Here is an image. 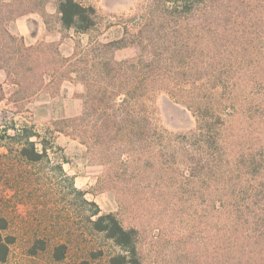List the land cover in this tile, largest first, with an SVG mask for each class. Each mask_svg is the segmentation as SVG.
<instances>
[{
    "label": "trees",
    "instance_id": "trees-1",
    "mask_svg": "<svg viewBox=\"0 0 264 264\" xmlns=\"http://www.w3.org/2000/svg\"><path fill=\"white\" fill-rule=\"evenodd\" d=\"M53 2L63 31L89 34L95 27L93 7L77 0ZM171 3L169 9L164 7L165 11H159V20L145 19L137 29L125 28L114 39L90 42L82 50L77 45L73 54L64 57L54 45H25L22 38L18 39L9 29L17 18L32 13L45 16V0H0V60L6 64L0 65V69H8L18 87L22 86L21 80L31 77L30 86L39 88L46 74L56 86L63 80L83 85L84 92L78 95L84 101L82 115L53 121L51 133L59 132L77 139L104 168V178L98 185L108 183L109 186L97 191H113L118 211L102 213L92 203L84 201V204L95 207L94 219H89L92 230L104 234L119 249L110 258V264H143L138 248L141 232L135 223L138 217L131 215L129 219L133 223H127L123 215L133 204L132 193H143L130 186V178L139 188L146 181V177H138L139 174L146 176L148 168L155 164L153 161L156 162L154 178L162 188L170 186L168 190H173L175 195L176 191L181 197L189 195L201 188V183H207V200L214 204V209L217 204L223 211L220 218L225 228L214 239L227 246L226 264H264V165L260 161L264 152L259 150V157L251 154L248 160L244 159V153H239L233 141L228 151L235 159L233 162L224 160L227 141L218 135L219 127L225 125L219 112L223 107L226 112L227 106L233 105L222 103L224 94L220 93L225 92L228 85L222 80V70L216 66L219 59L214 58L218 52L220 54L225 36L235 37L233 31L243 34L240 30L246 23L243 19L252 11L253 1L172 0ZM255 7L261 14L264 5ZM169 25H176L173 41L161 30L154 29ZM201 41L205 49L190 47ZM129 46L133 48L132 61H116L114 53ZM203 50L212 54L207 62H204L206 52ZM204 75L210 76L212 89L219 88V94L207 95L202 86L193 84L183 93V81L196 82ZM173 78L176 79L174 85ZM158 91L166 92L184 105L195 119L194 133L189 138L179 139L182 146L176 156L181 162L177 165L184 166L189 175L188 188L178 183L176 173L180 171L176 162L167 158L162 150L148 151L149 144L157 142L159 145L165 140L152 113V97ZM2 99L0 92V101ZM225 130L229 133L230 128ZM21 136L23 143L19 154L23 160L36 163L46 156L48 144L44 141L38 150L37 143L31 140L40 138L37 133L25 128ZM122 157L127 165L121 161ZM245 171H254L255 175L251 173L245 176L247 179L243 178ZM165 199L162 197L159 202L165 203ZM7 229L6 219L0 217V264H11L8 256L14 237ZM44 249V242L38 240L30 252L36 254ZM65 253L66 246L57 245L53 249V259L62 260ZM186 260L188 264H199L189 257Z\"/></svg>",
    "mask_w": 264,
    "mask_h": 264
},
{
    "label": "rangeland",
    "instance_id": "rangeland-1",
    "mask_svg": "<svg viewBox=\"0 0 264 264\" xmlns=\"http://www.w3.org/2000/svg\"><path fill=\"white\" fill-rule=\"evenodd\" d=\"M77 1L94 8L95 27L92 31L77 35L60 27V40L40 41L39 45H54L61 56L68 57L77 45L82 50L90 42L114 39L125 28L129 31L137 29L145 19L159 20V11H165L164 7L169 9L172 4V0ZM246 1H253V4L250 6L252 11L243 19L246 22L240 29L243 34L233 31L235 37L231 34L225 36L220 54L218 52L214 57L219 59L216 66L222 70V80L228 85L225 92L220 93L219 88L213 90L211 78L206 75L196 82L191 79L182 82L183 93L188 92L191 84L202 86L207 95L224 94L222 103L233 105L231 108L227 106L226 112L224 107L220 110L225 125L220 126L218 132L220 138L227 141L224 160L231 162L235 157L228 148L233 141L238 145L239 153H244V159L248 160L251 154L259 157V150L264 152V9L261 14L255 11V6L263 7L264 0ZM195 14L199 15L196 11ZM24 17L33 30L37 26L33 17H39L47 29L53 30L59 16L53 0H45V16L32 13L20 18ZM9 29L14 33L13 22ZM154 29L161 30L171 41L176 36V25ZM63 40L66 41L63 43ZM24 44L29 46L26 42ZM190 47L206 48L203 41ZM203 51L206 52L204 62H207L211 53ZM133 56L130 46L114 53L116 61H132ZM4 63L0 60V65H6ZM8 73V69H0V92L3 95L0 101V217L6 219L7 233L14 237L8 261L11 264H110V258L119 249L104 234L93 231L89 223V219H94L95 207L102 213L118 211L113 191H97L102 186H109L108 183L98 185V181L104 178V168L101 166L96 179H85L87 175L84 173L96 172L89 161L98 162L77 139L59 132L51 133L53 121L82 115L84 101L78 95L84 92L83 85L63 80L56 86L46 74L39 88L30 86L31 77L21 80L22 86L18 87L13 82L15 77L8 76ZM172 84H176L175 78ZM173 89L176 93V85ZM152 107L157 128L165 140L159 145L157 142L149 144L148 151L162 150L167 158L180 165L176 158L182 146L179 139L189 138L194 133L195 119L191 111L163 91L153 95ZM25 128L40 136L31 139L37 143L38 150L44 141L48 144L46 156L39 162H27L20 157L21 131ZM225 128H230L229 133ZM121 161L128 164L124 157ZM260 161L264 165V154ZM153 162L155 164L148 168L146 176L139 174L138 177H146L139 188L130 178V186L143 193H132L133 204L123 215L127 223H133L129 219L131 215L138 217L135 223L141 232L138 248L143 264H188L186 257L199 261V264H226L227 246L214 239L225 228L220 218L223 211L217 208V204L214 209V204L207 200V183H201V188L194 189L189 195L181 197L178 191L175 195L173 190H168L170 186L162 188L156 181V162ZM179 165L178 183L188 188L191 183L189 175L184 171L185 167ZM251 173L255 175L254 171L242 173L243 178ZM162 197L166 198L165 203L159 202ZM137 198L139 201H134ZM84 201L95 207L84 204ZM38 240L44 242L45 249L32 254L30 250ZM60 244L66 246V253L62 260L55 261L53 249Z\"/></svg>",
    "mask_w": 264,
    "mask_h": 264
},
{
    "label": "crops",
    "instance_id": "crops-1",
    "mask_svg": "<svg viewBox=\"0 0 264 264\" xmlns=\"http://www.w3.org/2000/svg\"><path fill=\"white\" fill-rule=\"evenodd\" d=\"M57 15L59 16L58 13ZM33 19L35 20L36 22L35 24L37 25L36 29L34 30L29 27V24L26 22L25 17L24 19L22 18L16 19L13 22L14 24L13 34L21 37L24 40V42L28 43L29 46H35V45L37 46L40 44V41L55 42L56 40H60L59 30L61 26L59 24V21L56 22L55 28L53 30H50V29H47L46 27L47 25L43 21H41L39 17H33ZM17 22H20V23L18 24ZM65 41L66 40H63V43ZM63 43H61L60 46L63 45ZM67 142L70 143V140ZM71 142H74V141L71 140ZM89 162L95 166L96 172L84 173V175H87L85 179H96L97 175L99 174L101 170V165H99L98 163L92 160Z\"/></svg>",
    "mask_w": 264,
    "mask_h": 264
}]
</instances>
